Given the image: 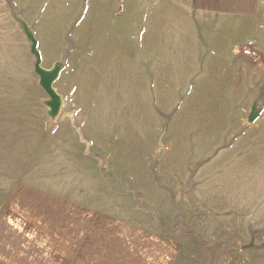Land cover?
<instances>
[{
	"label": "rangeland",
	"instance_id": "374dc122",
	"mask_svg": "<svg viewBox=\"0 0 264 264\" xmlns=\"http://www.w3.org/2000/svg\"><path fill=\"white\" fill-rule=\"evenodd\" d=\"M186 1L0 0V207L22 174L172 225L218 250L211 264H264V81L229 63L260 49L244 56L255 35L201 26ZM24 23L42 67L63 61L55 117Z\"/></svg>",
	"mask_w": 264,
	"mask_h": 264
},
{
	"label": "crops",
	"instance_id": "0c3cea01",
	"mask_svg": "<svg viewBox=\"0 0 264 264\" xmlns=\"http://www.w3.org/2000/svg\"><path fill=\"white\" fill-rule=\"evenodd\" d=\"M186 3L201 26L228 29L238 20L255 35L260 55L240 73L230 59L231 78L242 74L245 80L264 81V0ZM226 42L227 48L233 43ZM199 246L198 240L179 234L172 225L101 210L22 174L11 183L0 207V264H211L205 257L212 260L218 250L205 256Z\"/></svg>",
	"mask_w": 264,
	"mask_h": 264
},
{
	"label": "water",
	"instance_id": "95a60500",
	"mask_svg": "<svg viewBox=\"0 0 264 264\" xmlns=\"http://www.w3.org/2000/svg\"><path fill=\"white\" fill-rule=\"evenodd\" d=\"M25 31L32 41L31 50L33 54L36 56V62H35V72L39 75V83L43 87V89L47 92L49 95L46 104L49 107V115L51 117H55L59 114L61 105H62V96L56 91L53 84L55 80L57 79L59 72L61 70V67L63 65V61L57 62L52 69H46L42 67V57L38 50V43L37 39L32 31V29L24 23ZM260 109H254L253 112L250 114V121H254L257 116L259 115Z\"/></svg>",
	"mask_w": 264,
	"mask_h": 264
},
{
	"label": "built area",
	"instance_id": "2783aa9c",
	"mask_svg": "<svg viewBox=\"0 0 264 264\" xmlns=\"http://www.w3.org/2000/svg\"><path fill=\"white\" fill-rule=\"evenodd\" d=\"M242 50L241 53L248 57V56H256L258 54V46L255 40L253 39H249L246 40L243 44H242Z\"/></svg>",
	"mask_w": 264,
	"mask_h": 264
}]
</instances>
